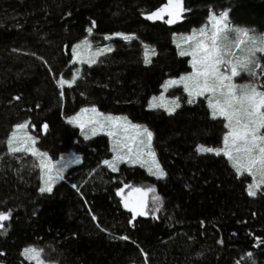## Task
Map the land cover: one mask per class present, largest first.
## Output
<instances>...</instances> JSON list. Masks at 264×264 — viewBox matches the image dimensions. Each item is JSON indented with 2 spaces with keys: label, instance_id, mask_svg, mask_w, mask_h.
<instances>
[{
  "label": "trees",
  "instance_id": "16d2710c",
  "mask_svg": "<svg viewBox=\"0 0 264 264\" xmlns=\"http://www.w3.org/2000/svg\"><path fill=\"white\" fill-rule=\"evenodd\" d=\"M166 3L0 0V211L12 213L0 229V264H30L22 255L26 247L43 249L47 264H264V190L249 198L246 176L238 177L224 158L196 151L220 145L222 123L212 121L201 102L171 116L147 106L165 80L187 71L173 35L227 13L229 24L249 30V41L259 46L264 0H183L186 11L173 25L146 18ZM89 28L95 42L117 34L134 41H115L110 54L60 89L58 80L75 71L70 49ZM146 46L156 52L149 64ZM259 60L264 65V57ZM92 107L147 126L166 177L105 169L110 153L104 138L85 142L64 121ZM25 122L50 160L66 152L81 158L50 194L40 193L30 156L8 153V136ZM125 185L155 189L144 215L133 218L122 207L117 192L130 188ZM155 196L160 200L154 203Z\"/></svg>",
  "mask_w": 264,
  "mask_h": 264
},
{
  "label": "snow or ice",
  "instance_id": "6c2138e0",
  "mask_svg": "<svg viewBox=\"0 0 264 264\" xmlns=\"http://www.w3.org/2000/svg\"><path fill=\"white\" fill-rule=\"evenodd\" d=\"M185 11L186 9L183 8V0H167V3L163 7L151 12L146 18L150 20H164V16L167 14L168 19L164 20V22L167 24H175L178 22V19L183 18ZM218 15L220 16L219 20H216L215 17L213 18V31L210 34L206 28H201L199 30L200 39H196L197 33L195 32L191 36L177 37V39L182 41L189 39L194 41L190 45L191 51L181 49L179 52L180 56H191L190 65L193 71L190 74L181 76L179 79L166 81L163 87L167 91L169 86L183 84V90L187 92L189 97L187 100L189 104L194 102L192 99L193 96L199 97L204 96L205 93L210 94L206 99L209 107L212 109V118L215 119L217 113L225 117L227 123L224 127L229 129V131L224 136V148L204 147L201 145L197 147L196 151L215 153L216 155H220L223 152L224 156L232 162V167L235 169L238 177L246 172L254 178V182L248 185V195L256 196V189L260 185H264V91L258 90L257 87V70H259V75H264V65L257 59V53H264V37L259 38L261 41L259 46H248L245 49H241L239 54H237L233 49L240 48V43L221 44L218 42L217 25L223 22L225 29L232 33L234 39L237 40L241 36H247L249 30L238 28L228 29L227 13ZM94 25L95 22H93ZM88 31L91 33L92 29L89 28ZM240 42L242 43V41ZM105 51H111V49H98L97 55H101ZM149 52L151 55H156L154 48L149 49L146 46L145 64L151 63ZM95 62V60L92 61V63ZM241 74L249 75L251 81L237 85L234 79ZM75 80V76L71 80L61 78L58 80V84L60 86L67 84L71 87ZM61 95H64L63 91ZM16 99H19V97H16ZM179 99L178 97L172 100L170 103L173 107L169 109L163 95L153 97L148 107L149 109L165 108L171 114L172 111L181 106ZM89 112L93 115L87 121H84L83 114ZM77 121L82 125L85 123L94 125L95 127L91 129L93 135L97 133L98 129L104 130L107 128L106 134L115 138L113 151L117 153L116 156L112 160L103 161L113 171L117 170V162H139L141 166L148 164V171L151 174L157 175L159 178L166 177L167 173L155 159V152L150 150L153 132L147 126L135 124L126 116H105L95 107L82 108L80 113L68 118L69 123ZM28 127L29 124L27 122L15 126L6 141L8 152L10 154L24 153L25 155L30 153L32 156L38 157V166L41 169L48 170L49 180H51L53 177L50 173L53 165L48 160L47 153H41L35 148V138L24 131ZM43 128L47 129V125H44ZM129 129H132L135 135H128ZM133 145L136 146L135 150L133 149ZM144 148L149 149V151L145 153L143 151ZM123 149H127V152H124ZM145 155L151 158L150 163L143 159ZM126 156L128 160L125 159ZM76 159L79 162V157ZM36 166L37 164L33 163V167ZM47 183L48 181H45L46 185ZM125 187L130 186L125 185ZM50 191L51 187L45 186L40 188V192L42 193ZM123 191L124 189L121 188L117 192V195H121ZM153 191H155L153 188H131L129 197L132 196V193H137L141 197L138 202L132 201L129 198L124 199V206L126 208L131 204L130 211L134 214L133 218L145 214L144 209L146 205L142 197ZM159 200L160 197H153L154 203ZM11 215V211H0V229L5 227L3 222L9 220ZM121 239L126 240L128 238L121 237ZM42 252L43 249L29 247L24 249L22 255H26L30 259L35 260V264H45V261L41 258ZM251 255V253H248L249 257Z\"/></svg>",
  "mask_w": 264,
  "mask_h": 264
},
{
  "label": "rangeland",
  "instance_id": "374dc122",
  "mask_svg": "<svg viewBox=\"0 0 264 264\" xmlns=\"http://www.w3.org/2000/svg\"><path fill=\"white\" fill-rule=\"evenodd\" d=\"M214 17H215L216 20L220 19L219 15H216V16L209 15L207 17L206 21H205V24L201 27V28H206L209 34L211 33V31H213L212 24L214 23V19H213ZM166 19H168L167 14H165V16H164V20H166ZM154 20L155 19H151V21H154ZM179 21H180V19H178V22ZM227 22H228V16H227ZM169 25H173V24H169ZM233 28H236V27L233 26V25H230L229 22H228V29H233ZM199 30L192 31L189 34L182 35V36H186V37L187 36H191L195 32V33H197L196 39H200L201 37L199 35ZM216 30H218V42L219 43H221V44H224V43H232V44L240 43V48H234L233 49V51L237 52V54H239L241 49H245L248 46L255 45L253 42L249 41L248 35L247 36H241L238 40L234 39L233 34L230 33L227 29H225L223 22L221 24L217 25V29ZM125 37H127V39H125ZM174 37H175V39H177V37H180V36L179 35H173L172 38H174ZM123 40H125V41H127V40L134 41V39L131 38V36L112 35V36H110V38H102L101 41L95 42V41H93L92 34L87 33V36H86L85 39H83L82 41H80L77 44L73 45L71 47V49H70L71 66L75 69V71L72 73V77L70 79H65V80H71V79H73V76H75L76 80L72 84V85H74L78 81L80 73H81V69L84 66H86V67L95 66L98 63V61L100 60V58H102V57H104V56H106V55H108V54H110L112 52L113 43L115 41L123 42ZM240 41H242V43ZM193 42L194 41L191 40V39L185 40V41H182V40L178 39V41L174 44V48H175L178 56L179 57H183L186 60L187 71H186L185 74H183L181 76L190 74L193 71V69H192V67L190 65L191 56H180L179 52L181 51V49H183L185 51H191L190 45H192ZM178 45H179V47H178ZM77 46H79V47H77ZM109 48L111 49V51H105L103 54L97 55L98 49H109ZM144 48L145 47L143 46L142 49H144ZM74 52H75V55H74ZM149 56H150V59H151L152 55L150 54ZM260 57H264V53H257V59L258 60L260 59ZM143 58L145 60V51L143 52ZM93 60H95L96 62L92 63ZM77 69H79V71H77ZM257 72H258V79H257L258 90L264 91V88H263V76L264 75H259V70H257ZM180 77L169 79V80L179 79ZM169 80H165L163 82V84L160 87V93L157 96H154V97H160L161 95H163L164 98H165V103H166V105H167V107L169 109H171L173 107V105L170 102L172 100H174V99L179 97L180 98L179 99V103H180L181 106L179 108H176L174 111H172L171 114H169V111L165 110V108L149 109V107H148V110L149 111H161L165 115L171 116V115L175 114L184 105L193 106V105H196L198 102H201L203 108L208 112V117L212 121H220L222 123V126H223L222 141H221L220 145H218L217 147L224 148V136L229 131V129H226L224 127V125L227 123V120H226L225 117L221 116L219 113H217L215 119L212 118V109L209 107L207 99H206L210 94L209 93H205L204 96H199V97L193 96L192 99L194 100V102L189 104V103H187V100L189 99V97H188L187 92H185L183 90V84L172 85V86H169L167 91L164 90L163 86H164L165 82L169 81ZM250 81H251V77L249 75H247V74H241L239 77L234 79V82L237 85L249 83ZM58 86H59L60 89L62 87H69L67 84H65L63 86H60V85H58ZM152 98L153 97H151L149 99V101L147 103V106L149 105V102L152 100ZM80 111H81V109L79 111H77L72 116L77 115L78 113H80ZM92 115L93 114L90 113V112L83 114L84 121H87L89 119V117H91ZM72 116H70V117H72ZM105 116H107V115H105ZM70 117H68V118H70ZM120 117H123V116H120ZM68 118H66L64 120L65 124L67 126H69L70 128H73L74 130H76L77 135L83 141L86 142V141H89V140H92V139H95V138H98V137H103L104 140L106 141V143L108 144V148H109V153H110L109 156H110V158L108 160L114 159V157L117 154L115 151H113L115 138L114 137H110V136H108L106 134L107 128H105L104 130H99L98 129L97 133L95 135H93L91 129L93 127H95L94 125L87 124V123L82 125L79 121L74 122V123H69L68 122ZM24 131L28 133L27 129H25ZM128 135H130V136L135 135V132L132 129H129L128 130ZM86 137H88V138H86ZM198 146H200V145H198ZM135 147L136 146L133 145V149L134 150H135ZM197 147H196V149H197ZM35 148L38 149L37 148V140H36V143H35ZM212 148H215V147H212ZM7 149H8V145H7ZM150 150L152 151V145H151V149ZM123 151L127 152V149H123ZM143 151L146 153L147 151H149V149L144 148ZM198 153L203 155V156L209 154V155H211L213 157H222V158H224L227 161V163L231 166V168L234 170V172H235V169L232 167V162L229 161L226 156H224L223 152H221L220 155H216L215 153H202V152H198ZM16 154H24V153H16ZM27 155L30 156L33 159V161L37 164V167H38V170H39V183H40L39 187L40 188L41 187H45V186L51 187V191L53 190V188L58 183H60L64 179V176L66 175L67 172H69L73 168L78 167L81 164V158L78 155H76V154H74L72 152H66L65 154L61 155L55 161L50 160V158L47 155L48 160L51 162V165H53V167L51 169V173H50V175L53 178L51 180H49V172H48V170L47 169H41L38 166L39 165L38 157H34L30 153L27 154ZM77 157H79V162H77V159H76ZM125 159L128 160V157L126 156ZM143 159L149 161V163L151 162V158L148 157L147 155H145L143 157ZM102 166L105 169H107L109 172H111V173H117L119 168L122 167V166L125 167V168H137V169L142 170L148 177H151V178H153L155 180H162L163 179V178H159L157 175L151 174L148 171V166H149L148 164H145L144 166H141V164L139 162H136V163L123 162V161L117 162V164H116L117 170L116 171H113L111 168H109L104 163L102 164ZM153 170L155 171V169H153ZM235 174H236V172H235ZM242 175L247 177V184H246V191L247 192H246V194H247V196L249 198L256 197L258 194H260L262 192V190H264V185H260L259 188L256 189L257 195L256 196H249L248 195V185L252 184L254 182V178L252 176L248 175L246 172L244 174H242ZM242 175H240L239 177H241ZM45 181H48L47 185L45 184ZM131 188L132 187H130L129 189H125L123 191V193L121 194V202L120 203L122 204V207L125 210H127L129 213L132 214V216H134L133 212L130 211L131 204L129 205L128 208H126L124 206V199L125 198H129L132 201L138 202L141 199V197L137 193H132V196L129 197V192H131ZM51 191L50 192H43V193L40 192V193L41 194H50ZM150 195H151V193L149 192V193H147L146 196L142 197V199L144 200V203H145V199L149 198ZM3 223H5V221ZM26 248H29V247H26ZM31 248H35V247H31ZM23 252H24V250L22 251V253ZM23 257L26 260V262H28L30 264H35V260L30 259L26 255H23ZM41 258H42V256H41ZM45 264H47V263H45Z\"/></svg>",
  "mask_w": 264,
  "mask_h": 264
}]
</instances>
